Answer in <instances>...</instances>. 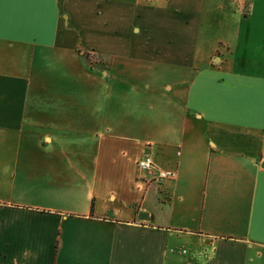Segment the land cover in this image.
<instances>
[{"label":"crops","instance_id":"1","mask_svg":"<svg viewBox=\"0 0 264 264\" xmlns=\"http://www.w3.org/2000/svg\"><path fill=\"white\" fill-rule=\"evenodd\" d=\"M103 141L133 171H97ZM84 142L92 171L20 177ZM145 153L175 176L141 180ZM0 264H264V0H5Z\"/></svg>","mask_w":264,"mask_h":264},{"label":"rangeland","instance_id":"2","mask_svg":"<svg viewBox=\"0 0 264 264\" xmlns=\"http://www.w3.org/2000/svg\"><path fill=\"white\" fill-rule=\"evenodd\" d=\"M47 66H49L50 71H51L49 75H58L57 72H52L53 69L57 68V66L53 64L51 60L48 61ZM149 68L150 67H148V71H150ZM85 71H88V70L84 69L82 72L81 100H82V103H89L90 102L89 96L91 95V92H90L91 87H90V80L87 77ZM153 81H150V80L147 81L146 84H148V87L150 86L149 84L151 82H152L151 84H153ZM126 82H129L128 84L132 88L135 87V88L141 89L143 87L141 84L137 83L133 79H129ZM135 94H138V92H135ZM152 101H153V98H152ZM122 130H124L122 127L116 126L115 128H110L108 132H113V133L121 132L122 133L123 132ZM39 131L41 132L42 129H36V134ZM116 138H119V136H116ZM103 143H104L103 146L102 147L99 146V148L97 147L96 150H94L95 145H92L90 142L80 143V145L78 144L76 146L75 145H65L63 147H60L61 149L58 148V146L60 145L58 146L53 145V144L46 145L45 147L41 149L37 147L36 145L35 150L31 154L29 153L28 155H25V158H22V156H20L19 164L17 168L18 171H20L19 175L21 177L24 174L23 171H35L34 173L37 178L38 176L42 175V173L39 171H92L91 166L88 169L85 166L81 167L80 161L78 162L75 157V152L77 151H80V152L82 151L90 152L91 151L92 152V150H94L92 152L93 158L98 151V167H97L98 170L97 171H113L111 167L112 163L109 162L108 159L112 156L115 157V155H116L115 158H118L122 163L126 161V163L124 164H127L128 171H133L132 154H130V151H127V150L122 151L121 149H113L107 146L105 144V141H103ZM107 160L108 162H106ZM127 169L125 168L124 170L127 171ZM23 177L25 178L27 176L24 175ZM35 182H36V185H39V182H37V180H35ZM20 195H22L21 192H20ZM27 195L28 194L25 193L24 194L25 197L21 196L20 198L26 199V200L31 199ZM31 197H34V196L31 195Z\"/></svg>","mask_w":264,"mask_h":264},{"label":"built area","instance_id":"3","mask_svg":"<svg viewBox=\"0 0 264 264\" xmlns=\"http://www.w3.org/2000/svg\"><path fill=\"white\" fill-rule=\"evenodd\" d=\"M138 177L145 183L159 182L175 176V169L158 165L147 153L140 156L136 162Z\"/></svg>","mask_w":264,"mask_h":264},{"label":"water","instance_id":"4","mask_svg":"<svg viewBox=\"0 0 264 264\" xmlns=\"http://www.w3.org/2000/svg\"><path fill=\"white\" fill-rule=\"evenodd\" d=\"M136 217L138 219L146 218L147 217V212H145V211H138L137 214H136Z\"/></svg>","mask_w":264,"mask_h":264},{"label":"snow or ice","instance_id":"5","mask_svg":"<svg viewBox=\"0 0 264 264\" xmlns=\"http://www.w3.org/2000/svg\"><path fill=\"white\" fill-rule=\"evenodd\" d=\"M5 0H0V18H2V10H3V4Z\"/></svg>","mask_w":264,"mask_h":264}]
</instances>
